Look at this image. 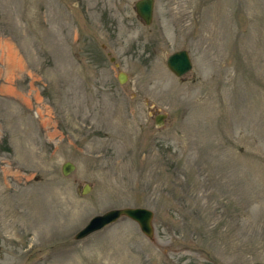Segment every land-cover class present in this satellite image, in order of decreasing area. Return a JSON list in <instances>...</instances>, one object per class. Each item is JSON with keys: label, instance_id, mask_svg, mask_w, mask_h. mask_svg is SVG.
Instances as JSON below:
<instances>
[{"label": "rangeland", "instance_id": "rangeland-1", "mask_svg": "<svg viewBox=\"0 0 264 264\" xmlns=\"http://www.w3.org/2000/svg\"><path fill=\"white\" fill-rule=\"evenodd\" d=\"M135 1L0 0V264H264V0Z\"/></svg>", "mask_w": 264, "mask_h": 264}, {"label": "water", "instance_id": "water-1", "mask_svg": "<svg viewBox=\"0 0 264 264\" xmlns=\"http://www.w3.org/2000/svg\"><path fill=\"white\" fill-rule=\"evenodd\" d=\"M134 8L137 16L142 20L145 25H149L153 18L154 0H136L134 3ZM167 67L176 76L180 77L187 73L192 68V62L189 54L186 50H178L170 54L166 60ZM118 81H125V74L123 72L118 73ZM165 114H159L155 117V124L161 126L163 124V119ZM74 164L70 161H65L62 164L61 172L64 175L69 174L74 169ZM90 189L89 184H85L81 190L83 194L87 193ZM121 217H128L129 219L135 221L141 232L152 239L154 236V225L153 218L154 213L151 209L146 207H122L114 208L105 211L102 214L95 215L89 219V221L76 232L74 235L75 239H82L89 234L98 231L114 222H116Z\"/></svg>", "mask_w": 264, "mask_h": 264}]
</instances>
